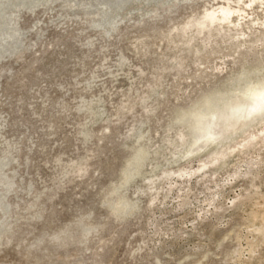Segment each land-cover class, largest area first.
Segmentation results:
<instances>
[{
  "label": "rangeland",
  "instance_id": "1",
  "mask_svg": "<svg viewBox=\"0 0 264 264\" xmlns=\"http://www.w3.org/2000/svg\"><path fill=\"white\" fill-rule=\"evenodd\" d=\"M225 2L0 0V264H264L258 119L189 147L264 82L259 30L190 28Z\"/></svg>",
  "mask_w": 264,
  "mask_h": 264
},
{
  "label": "bare ground",
  "instance_id": "2",
  "mask_svg": "<svg viewBox=\"0 0 264 264\" xmlns=\"http://www.w3.org/2000/svg\"><path fill=\"white\" fill-rule=\"evenodd\" d=\"M258 10L261 11L262 16L258 13ZM190 28H193L195 31H197V34H200L202 32L203 34H210L213 29L217 34H219L218 32L221 31L222 33L223 31V34L225 33L229 37H233V39H236L238 42H244L245 40H247L246 38L250 33L254 34L257 30H259L261 34H264V0H226L225 3H216V8H212L211 10L207 11L203 18L199 21H196L193 25L191 24ZM245 28L250 31L249 34L246 32ZM183 32L185 33V31ZM206 39L209 40V38ZM256 43L260 42L256 41ZM230 94L232 96L228 97V99L220 97L215 102L206 103L207 108L203 113H200L201 117L199 118V121L197 123V129L193 132L194 137L191 139L192 144L189 145V147H192L194 143H198V148L200 150L203 149V145L207 144L208 142H215L219 144L223 139H228V137H231L233 134L239 133V131L241 130L243 131L246 126H248L250 123H253V121L257 119L258 123H260L259 130L261 132L259 133H263L264 82L260 83L247 81L242 86H235V88L230 91ZM220 101L222 104H218L220 103ZM249 127H247V129ZM253 128L254 127H252V129ZM242 131L240 133H242L243 135L247 133L246 131L244 133ZM240 135L235 137H240ZM257 135L258 133L250 132L248 134V137H246L247 135H244L243 137H246L245 139L248 138L246 140L247 143L251 141V138L257 139ZM231 140L233 139L231 138ZM243 142H245V140H243ZM238 144H243L242 146H244L245 143H241L238 141ZM238 144L237 146H239ZM235 147V144L232 146L230 145L228 152L232 153L231 150H233ZM226 153L227 151L225 150L217 153L214 157V161H212L211 164H213V162L215 163V159H218L219 157L218 155L222 157ZM221 159H223V157ZM206 163L208 162H205V164ZM205 164H201V167L199 168L202 169L203 166L205 169ZM195 171H189L187 173L179 172L176 173V176L180 178H183L185 176L191 177Z\"/></svg>",
  "mask_w": 264,
  "mask_h": 264
}]
</instances>
